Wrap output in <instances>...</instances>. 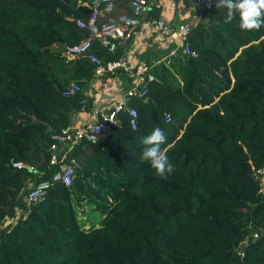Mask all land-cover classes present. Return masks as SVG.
<instances>
[{
	"label": "trees",
	"instance_id": "16d2710c",
	"mask_svg": "<svg viewBox=\"0 0 264 264\" xmlns=\"http://www.w3.org/2000/svg\"><path fill=\"white\" fill-rule=\"evenodd\" d=\"M121 1L120 21L136 23ZM88 2L0 0V264H264V195L254 177L264 166V26L225 23L214 2L189 35L196 55L177 50L153 69L159 80L146 98L130 100L136 128L122 111L118 125L74 147L70 185L55 182L43 201L26 204L30 184L56 170L52 135L80 107L82 93L63 89L93 75L86 57H62L85 36L76 20L88 19ZM92 49L103 60L122 53L96 40ZM156 127L174 165L167 179L140 161L141 138ZM18 160L43 175L13 168ZM15 207L23 214L1 226Z\"/></svg>",
	"mask_w": 264,
	"mask_h": 264
},
{
	"label": "built area",
	"instance_id": "2783aa9c",
	"mask_svg": "<svg viewBox=\"0 0 264 264\" xmlns=\"http://www.w3.org/2000/svg\"><path fill=\"white\" fill-rule=\"evenodd\" d=\"M101 0H89L87 4L91 8L88 19L78 18L76 24L85 30V36L78 42L68 44L62 51V57L65 62H72L80 58H87L93 65L94 80L101 79L107 74H116L122 72L130 79V84L116 98L107 105L98 108L88 109L89 99L84 94L79 100L78 115L82 120L77 124H68L57 133L52 135L53 142L50 146L49 166L56 167V170L48 177L41 178L30 184L28 191L24 196L27 205H34L43 201L50 187L58 181L70 185L72 174L77 161L75 157L70 156L76 145L82 142H94L98 137L111 130L119 124V114L122 111L128 112L130 116V125L136 128L137 112L129 102L132 98L145 99L148 87L152 82L159 79L153 71V65L146 61L134 62L126 51L120 53L112 59H101L94 52V41H98L100 46L106 48L109 52H115L124 42L131 40L137 29L136 23L130 20L116 21L106 20L99 21V6ZM130 6L135 16H142V9H161L162 0H129ZM170 2L173 0H169ZM192 8L198 14H208L211 7L207 6V0H193ZM150 32L163 37V39L174 43L175 46L170 51L174 55L177 50H181L185 55L195 56L196 52L191 48L188 38L195 24L186 21H180L178 24L171 26L170 22L162 16L150 17L145 20ZM77 93H83V86L77 80H70L62 91L65 96H72ZM97 94H94L96 99ZM87 113L86 117L83 114ZM164 118L170 121V114L165 113ZM13 168L25 169L37 174L43 175V170H36L34 165L25 161H12ZM254 177L259 183L258 193L264 195V166L254 170ZM23 214L20 207L14 208V215L7 216L1 225L14 224ZM253 237H258L254 232Z\"/></svg>",
	"mask_w": 264,
	"mask_h": 264
},
{
	"label": "crops",
	"instance_id": "0c3cea01",
	"mask_svg": "<svg viewBox=\"0 0 264 264\" xmlns=\"http://www.w3.org/2000/svg\"><path fill=\"white\" fill-rule=\"evenodd\" d=\"M193 0H162V8L155 9L158 12V16L165 17L173 27L180 21L190 22L192 24H197L198 22L205 19L206 14H198L192 8ZM99 21L104 22L106 20H116L120 21L126 19L128 11L124 9L122 1L114 0H104L99 4ZM150 10L142 9V16H137L136 25L137 29L131 40L124 42L118 48L122 52L126 51L130 58L134 62L146 61L151 65H155L153 69L161 63H164L170 56L171 50L174 48L175 44L169 42L163 37L157 34H152L147 23H144L148 18L147 13ZM73 62V61H72ZM70 63V62H68ZM73 80V79H72ZM130 84V79L122 72H117L116 74H107L105 77L94 80L93 75L91 78L85 82L83 85V95L85 94L89 99L88 109L100 108L104 105L112 102L118 94L121 93ZM102 86V91L99 92V86ZM108 88V96L103 93ZM94 94H97L96 99H94ZM87 113L83 114L86 117ZM82 117V116H81ZM76 112L72 116L71 124L79 123L81 118Z\"/></svg>",
	"mask_w": 264,
	"mask_h": 264
},
{
	"label": "clouds",
	"instance_id": "9594fccd",
	"mask_svg": "<svg viewBox=\"0 0 264 264\" xmlns=\"http://www.w3.org/2000/svg\"><path fill=\"white\" fill-rule=\"evenodd\" d=\"M215 4L216 9H225V23L234 19L239 20V28L242 31L258 30L264 26V0H207V6ZM167 136L163 129L156 127L148 135L141 138L143 149L140 161L149 162L155 170V174L161 179H167L174 171V165L170 162L167 150L162 149Z\"/></svg>",
	"mask_w": 264,
	"mask_h": 264
},
{
	"label": "rangeland",
	"instance_id": "374dc122",
	"mask_svg": "<svg viewBox=\"0 0 264 264\" xmlns=\"http://www.w3.org/2000/svg\"><path fill=\"white\" fill-rule=\"evenodd\" d=\"M72 66V65H71ZM57 72L61 75V76H63L64 78H66V77H68L69 76V71H67V70H64V68L63 69H59V68H57ZM98 91L99 92H101L102 91V86L100 85L99 86V88H98ZM108 91V88H107V90L103 93L105 96H108L109 95V93L107 92ZM85 214V212H82L81 211V213H80V216H83ZM2 226V225H1ZM86 226H87V224H86Z\"/></svg>",
	"mask_w": 264,
	"mask_h": 264
},
{
	"label": "water",
	"instance_id": "95a60500",
	"mask_svg": "<svg viewBox=\"0 0 264 264\" xmlns=\"http://www.w3.org/2000/svg\"><path fill=\"white\" fill-rule=\"evenodd\" d=\"M102 1H104V0H101V1L98 3V6H99V4H100ZM263 231H264V230H262V232H263ZM254 232H256V230H255Z\"/></svg>",
	"mask_w": 264,
	"mask_h": 264
}]
</instances>
